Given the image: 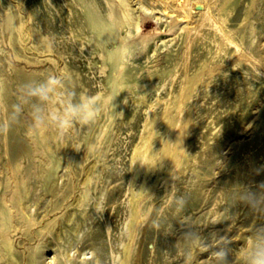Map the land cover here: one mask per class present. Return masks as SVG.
<instances>
[{
	"label": "rangeland",
	"instance_id": "374dc122",
	"mask_svg": "<svg viewBox=\"0 0 264 264\" xmlns=\"http://www.w3.org/2000/svg\"><path fill=\"white\" fill-rule=\"evenodd\" d=\"M112 1L0 0V264H189L190 230L227 236L243 264L264 228L240 199L264 183V0H129L131 26L111 25ZM53 73L66 98L115 73L123 116L29 137L23 85Z\"/></svg>",
	"mask_w": 264,
	"mask_h": 264
},
{
	"label": "clouds",
	"instance_id": "9594fccd",
	"mask_svg": "<svg viewBox=\"0 0 264 264\" xmlns=\"http://www.w3.org/2000/svg\"><path fill=\"white\" fill-rule=\"evenodd\" d=\"M0 20H3L9 26L13 24V18L7 10L3 16H0ZM128 55H132L130 49ZM137 88L138 85L136 84V90ZM64 90L63 78L54 73L48 75L42 81L28 82L23 85V96L26 102L32 105L31 122L26 130L29 137L41 136L50 126L54 127L62 137L73 129L77 123L83 126L93 125L104 110H109L114 117L123 116L122 113L115 111L114 100L122 91H128V89L126 86L120 85L115 73L106 92L95 94H88L83 91L79 94L68 92L67 96L70 98H66ZM124 103H127V99ZM13 108L14 113L23 111L19 103L14 105ZM13 121L11 118L0 121V132H6ZM90 147L93 151H96L101 145L97 143ZM137 162L146 165L142 161ZM156 165L147 166L152 168ZM240 199L242 203L248 206L254 217L264 215V183L259 185V191L244 188ZM101 200H103V197H101ZM88 207L89 209H95L97 213H103L105 210L101 202H97L95 205L89 204ZM183 237L194 249L189 264H193L198 252L210 250V258L215 260L216 264H230L227 259L229 251L227 245L231 243V240L227 236L212 233L210 238L206 239L200 235L199 231L190 230L185 232ZM241 252L243 264H264V228L251 229L248 246L242 249Z\"/></svg>",
	"mask_w": 264,
	"mask_h": 264
},
{
	"label": "bare ground",
	"instance_id": "6f19581e",
	"mask_svg": "<svg viewBox=\"0 0 264 264\" xmlns=\"http://www.w3.org/2000/svg\"><path fill=\"white\" fill-rule=\"evenodd\" d=\"M158 1H160L162 4H164V7L167 8L168 7L167 6L168 3H170V2H179L180 0H158ZM183 1L187 2L188 0H183ZM112 2L113 3H112V8H111V15H112L111 16V25L115 26V24L118 22L117 20H120L123 23H127V24H129L131 26L133 24V22H134V19H133V15H134L133 14V10L134 9L131 8L130 1L129 0H113ZM138 8H140V7L138 6ZM180 9H181V11L177 12L176 17L179 18V21H185L184 20L185 8L182 6ZM134 13H135V10H134ZM109 27H110V25H109ZM136 27H138V26H136ZM111 39L112 40H117L118 46H117L115 51L112 50L110 52V55L113 56V55L116 54L115 56L117 57V59L122 58V53L125 51V48L127 47L126 46V42H125L126 41V35L125 36H120L117 33H115V34L113 33L112 36H111Z\"/></svg>",
	"mask_w": 264,
	"mask_h": 264
}]
</instances>
